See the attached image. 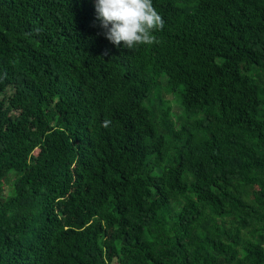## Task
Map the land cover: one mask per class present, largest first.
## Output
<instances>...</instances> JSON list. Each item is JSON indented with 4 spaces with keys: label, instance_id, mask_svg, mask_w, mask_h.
I'll return each instance as SVG.
<instances>
[{
    "label": "trees",
    "instance_id": "trees-1",
    "mask_svg": "<svg viewBox=\"0 0 264 264\" xmlns=\"http://www.w3.org/2000/svg\"><path fill=\"white\" fill-rule=\"evenodd\" d=\"M152 6L0 0V264H264V0Z\"/></svg>",
    "mask_w": 264,
    "mask_h": 264
},
{
    "label": "clouds",
    "instance_id": "clouds-1",
    "mask_svg": "<svg viewBox=\"0 0 264 264\" xmlns=\"http://www.w3.org/2000/svg\"><path fill=\"white\" fill-rule=\"evenodd\" d=\"M93 9L104 39L114 47L149 45L163 26L152 0H93Z\"/></svg>",
    "mask_w": 264,
    "mask_h": 264
},
{
    "label": "rangeland",
    "instance_id": "rangeland-1",
    "mask_svg": "<svg viewBox=\"0 0 264 264\" xmlns=\"http://www.w3.org/2000/svg\"><path fill=\"white\" fill-rule=\"evenodd\" d=\"M171 99H173V97L171 98ZM175 109V108H174ZM9 192V191H11V189H10V187H6L5 186V188H4V192ZM113 262H114V258H113V260H112Z\"/></svg>",
    "mask_w": 264,
    "mask_h": 264
}]
</instances>
